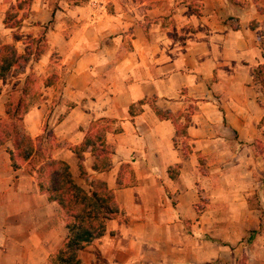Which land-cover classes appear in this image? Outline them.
Instances as JSON below:
<instances>
[{
    "label": "crops",
    "instance_id": "0c3cea01",
    "mask_svg": "<svg viewBox=\"0 0 264 264\" xmlns=\"http://www.w3.org/2000/svg\"><path fill=\"white\" fill-rule=\"evenodd\" d=\"M262 10L264 0H0V48L21 58L0 78V121L26 89L22 131L36 143L48 118V160L85 192L104 182L118 209L81 264H264ZM86 138L82 177L73 148ZM13 148L0 146V264H50L68 229L38 187L43 160L14 168Z\"/></svg>",
    "mask_w": 264,
    "mask_h": 264
},
{
    "label": "trees",
    "instance_id": "16d2710c",
    "mask_svg": "<svg viewBox=\"0 0 264 264\" xmlns=\"http://www.w3.org/2000/svg\"><path fill=\"white\" fill-rule=\"evenodd\" d=\"M11 19V14L8 13L7 25ZM10 27H17V24L13 23ZM260 46L264 51V34L260 37ZM43 50V48H37L36 56ZM20 61L21 58L16 57L12 47L0 48V78L4 79L11 67L20 66ZM254 80L264 89V65L258 67ZM26 91L24 89V96L22 95L16 102L6 105L8 121H0V146L6 141L12 142L14 151H9V154L14 168L19 167V163L31 162L38 154L36 143L22 131L20 124L29 107L25 100ZM87 140L86 138L81 148H73L82 177H85L81 162L82 152L86 149L84 147L88 143ZM94 141L101 142V136H97ZM91 151L96 156L100 152H106L101 148H91ZM94 169H101V167L95 163ZM34 171L40 191L48 196L49 201L57 203L68 229V236L62 247L51 257L50 264H81L79 252L94 239L103 235L105 222L118 212L113 193L100 180L90 182V192H85L74 182L68 165L63 161L47 158L43 164L34 168Z\"/></svg>",
    "mask_w": 264,
    "mask_h": 264
},
{
    "label": "rangeland",
    "instance_id": "374dc122",
    "mask_svg": "<svg viewBox=\"0 0 264 264\" xmlns=\"http://www.w3.org/2000/svg\"><path fill=\"white\" fill-rule=\"evenodd\" d=\"M262 2V1H261ZM263 3V2H262ZM42 32V30H40L38 33L40 34ZM43 45V43L41 41H39V43L37 44L38 48H41V46ZM36 78V77H35ZM37 80V90L35 91V95L38 94V91L40 92L41 90V82L43 81L42 80H39L38 78H36ZM48 81V79H47ZM40 100V97H32L31 98V101L32 102H37ZM42 131H41V134L39 135V137L36 138V145H37V148H38V154H37V157L34 158V162L36 164H38L39 162H41L42 160L44 161L47 157H48V150H50L51 148H53V140L52 139H49L48 137L49 134H48V118L44 119L42 121ZM249 236H246L244 239H242L239 244L241 243H244V245H247L248 242H249Z\"/></svg>",
    "mask_w": 264,
    "mask_h": 264
}]
</instances>
